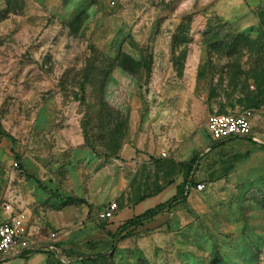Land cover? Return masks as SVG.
Wrapping results in <instances>:
<instances>
[{"label":"rangeland","instance_id":"374dc122","mask_svg":"<svg viewBox=\"0 0 264 264\" xmlns=\"http://www.w3.org/2000/svg\"><path fill=\"white\" fill-rule=\"evenodd\" d=\"M244 111L262 134L264 0H0V212L56 233L65 257L3 264H264V147L211 149L205 129ZM193 154L204 188L113 242Z\"/></svg>","mask_w":264,"mask_h":264},{"label":"built area","instance_id":"2783aa9c","mask_svg":"<svg viewBox=\"0 0 264 264\" xmlns=\"http://www.w3.org/2000/svg\"><path fill=\"white\" fill-rule=\"evenodd\" d=\"M251 117L252 111H244L238 115L213 114L207 119L205 129L214 143L235 138L255 140ZM203 188L202 184H197L194 190L201 191ZM117 210V204L111 202L100 211L98 219L109 221ZM42 236L40 225H29L24 214L16 213L11 205L4 204L0 213V264L8 259L29 257L40 251L54 254L64 262L58 235L49 234L47 241H41Z\"/></svg>","mask_w":264,"mask_h":264},{"label":"trees","instance_id":"16d2710c","mask_svg":"<svg viewBox=\"0 0 264 264\" xmlns=\"http://www.w3.org/2000/svg\"><path fill=\"white\" fill-rule=\"evenodd\" d=\"M261 103H255L254 108L256 110L260 109ZM218 144H215L211 149L216 148L215 146ZM94 155L96 157H99L95 152ZM101 158V157H99ZM103 158H108L107 156H103ZM200 156L198 154H193L192 158L185 163H180V170L183 175L182 182L177 186V192L176 195L167 200L166 202L159 204L155 206L154 208L148 209L145 212L134 216L133 218L126 220L121 225H119L114 233L111 235V238L113 242H117L121 238H125L130 235L132 230H134L137 227H140L144 222L150 221L156 216L160 215L164 211L170 210L182 203H184L187 199L188 193L190 190L195 187L197 184L194 182V176H195V168L197 166V162L199 160ZM20 169H22L20 167ZM31 180H34L36 183L40 184L39 181L35 177L28 176ZM174 181H170L164 188L172 185ZM163 188V189H164ZM151 197V195L142 196L137 203L144 201L145 199ZM59 247L62 250L61 244ZM49 255V254H47ZM104 255H97L96 257H87L86 260H95L104 259ZM75 259L83 260L82 257L78 256Z\"/></svg>","mask_w":264,"mask_h":264},{"label":"crops","instance_id":"0c3cea01","mask_svg":"<svg viewBox=\"0 0 264 264\" xmlns=\"http://www.w3.org/2000/svg\"><path fill=\"white\" fill-rule=\"evenodd\" d=\"M137 118H138V114H137V112H136V111H133V112L131 113V120H132V122H134V124H136ZM251 126H252V125H251ZM252 133H253V131H252ZM253 135H254V137H255V140L246 139L247 141H250V142L252 143V147H264V132H263L262 134H254V133H253ZM207 136H208V135H207ZM256 136H257V137H256ZM208 138H209V136H208ZM209 139H210V138H209ZM235 139H243V138H235ZM230 140H234V139H230ZM230 140L222 141V142H217V143H214V142H212L211 140H210V141L213 143V145H212V147H213L215 144L222 145V144H225V143L229 142ZM218 145H216V146H218ZM216 146H215V147H216ZM137 148H138V147H137ZM137 150H138V149H137ZM210 150H211V149H210ZM210 150H209V151H210ZM138 155H140V154L137 153L136 149L125 146V147H122L121 154H120V158H121V160H132L133 158H137ZM187 162H188V161H187ZM181 163H185V161H183V162H181ZM181 182H182V181H181ZM181 182H180V183H181ZM180 183H178V184L175 185V187H174V194H173L171 197H169L168 199L164 200V201H159V198H160L159 195H158V196L149 197V198H147V199L155 198L156 201H158V204H156L155 206H157V205H159V204H162V203L166 202L167 200H169L170 198H172L173 196L176 195V192H177V186H178ZM172 185H174V183H173ZM172 185H170V186H168V187H171ZM166 188H167V187H166ZM193 189H194V187H193ZM193 189H192V190H193ZM192 190H190V191H192ZM147 199H145L144 201H146ZM144 201L139 202V203L137 204V206L140 205L141 203H143ZM137 206H136V207H137ZM155 206H154V207H155ZM136 207H135V208H136ZM154 207H152V208H154ZM149 209H151V208H149ZM0 213H1V212H0ZM138 215H139V214H138ZM135 216H137V215H135ZM127 220H129V219H127ZM125 221H126V220H120V221H118V223L115 224V225H116V228H117L119 225H121L123 222H125ZM41 231H42V230H41ZM42 232H43V231H42ZM60 242H61V241H60ZM61 243H62V242H61Z\"/></svg>","mask_w":264,"mask_h":264}]
</instances>
